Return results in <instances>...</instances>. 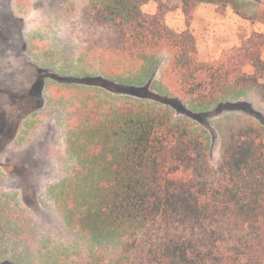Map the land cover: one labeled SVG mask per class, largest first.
Here are the masks:
<instances>
[{
    "label": "trees",
    "instance_id": "obj_1",
    "mask_svg": "<svg viewBox=\"0 0 264 264\" xmlns=\"http://www.w3.org/2000/svg\"><path fill=\"white\" fill-rule=\"evenodd\" d=\"M145 1L84 0V9L88 20L111 31L109 43L127 60L168 52L167 70L195 108L225 94L240 102L253 89L264 98V33L217 59L197 61L193 32L174 30L160 12H145ZM199 1L183 0L187 24ZM257 18L264 23V11ZM182 105L180 112L198 119L200 112ZM80 132L75 153L85 172H74L71 189L56 193L57 206L64 210L68 202L60 199L71 198L93 222L121 229L125 264H264L260 125L229 126L216 165L208 137L165 107L128 102L89 119ZM54 185L63 186L64 178Z\"/></svg>",
    "mask_w": 264,
    "mask_h": 264
},
{
    "label": "rangeland",
    "instance_id": "obj_2",
    "mask_svg": "<svg viewBox=\"0 0 264 264\" xmlns=\"http://www.w3.org/2000/svg\"><path fill=\"white\" fill-rule=\"evenodd\" d=\"M7 5V0H0V46L9 55L14 46L22 45V40L14 36L15 23L21 21L24 28L28 21L17 16V5L11 6L13 13ZM53 6V22L61 25L64 14L65 34L73 36L76 31L77 37L73 36L68 46L65 36L64 59L58 61L64 68L53 69L61 75L60 80L48 78L46 105L34 117L33 124L48 120L46 126L33 131L38 132V148L35 143L23 149L3 148L2 135L6 141L9 131L7 118L14 113L9 106L8 110L0 107V174L15 172L5 180L0 175V264H125L121 229L93 222L85 212L78 211L71 198L60 199L68 202L64 210L56 203L61 187L71 189L72 174L85 172L83 164H77L76 154L84 123L110 115L128 102L165 107L176 118L188 119L193 128L208 137L210 161L216 165L229 126L239 122L260 125L264 140V98L253 89L240 102L225 94L208 108H195L178 91L173 74L167 70L168 52L155 50L145 59L127 60L109 43L111 31L88 20L85 9L81 13V0H53ZM142 8L148 13L153 9L160 12L176 31H192L197 61L217 59L256 32L264 33V23L257 18L264 11V0H227L221 4L201 0L190 24L183 12V0H146ZM1 55L0 52V106L8 102L16 88L24 90L16 87L2 69ZM76 66L81 70L77 71ZM182 101L200 112L198 119L180 112ZM20 104L18 110H25L29 102ZM31 138L25 143L34 140ZM57 178H64L63 186L54 185ZM48 185L53 190L51 200L40 195ZM77 188L79 198V185Z\"/></svg>",
    "mask_w": 264,
    "mask_h": 264
},
{
    "label": "crops",
    "instance_id": "obj_3",
    "mask_svg": "<svg viewBox=\"0 0 264 264\" xmlns=\"http://www.w3.org/2000/svg\"><path fill=\"white\" fill-rule=\"evenodd\" d=\"M7 6L11 13V6H18L17 12L20 17L26 18L28 23L25 24L22 31L19 29V25L15 23L14 36L20 40H22V45H27L26 52L23 53V57L16 58L15 60V70H14V81L16 87H21L24 84V90L21 91L16 88V106L14 114L10 116V119L7 118V128L8 134L6 140H9V144L6 148L12 147L17 149L28 148L31 146V143H35L34 147L38 148V144L36 140L38 139V132L36 131L33 134L34 130L38 129V126L41 128L47 125L48 120L41 121L40 124H33L34 117H36L38 112L42 110V108L35 111H28L27 113H21V110H18L20 107V102H31L36 98L35 91L36 86L40 82L39 72L38 70H47L48 76L44 78L42 81L44 87L41 90V100L43 101V106L46 105V91L48 87V78L60 80L61 76L57 71H54V68L62 69L63 65L58 64L59 62H63L64 59V45H65V36L67 37V44L71 46L73 36L77 37V32L73 31L68 34L64 32L63 24L65 21V16L63 14L61 25L57 22H53V13L54 6L53 0H7ZM84 10V0H81V13L83 14ZM199 10H202L199 9ZM198 10V12H199ZM204 10V7H203ZM150 13H156V10H152ZM80 17H82L80 15ZM172 28V27H171ZM18 46V45H17ZM52 53V54H51ZM28 54V55H27ZM48 54L51 55V58H48ZM27 55V60H26ZM59 57V58H58ZM54 58V59H53ZM22 61H27L31 63V66L26 67L23 65ZM34 67V69H33ZM101 67V66H100ZM78 70H81L80 67H75ZM33 93V94H32ZM24 94H30L31 96L24 97ZM41 113V112H40ZM9 117V116H8ZM44 117V116H41ZM37 121V120H36ZM19 126L15 137L10 138L12 129L16 126ZM33 125V126H32ZM33 128V129H32ZM37 128V129H36ZM31 139L33 141L29 143H25L27 139ZM1 140L3 141V135ZM11 141V142H10ZM33 145V144H32ZM3 176L2 180H5L9 177L15 175V173H6L0 174ZM7 176V177H6ZM60 178H57L58 181ZM55 181V182H56ZM52 189L51 186H47L40 195L51 200L52 197ZM44 193V194H43ZM30 205V203H28ZM31 206V205H30Z\"/></svg>",
    "mask_w": 264,
    "mask_h": 264
},
{
    "label": "flooded vegetation",
    "instance_id": "obj_4",
    "mask_svg": "<svg viewBox=\"0 0 264 264\" xmlns=\"http://www.w3.org/2000/svg\"><path fill=\"white\" fill-rule=\"evenodd\" d=\"M17 24L19 25V29L20 31L23 30V23H21V21L17 22ZM4 47L3 45L0 46V52L3 54L2 56V69H4L8 75H10V77L14 80V68L15 67H12V56L14 57V64H15V60L16 58H21L23 57V53L26 52L27 50V45L26 44H23V45H16V47L14 46V54H11L13 52H10V54L8 55V51L7 49L5 48H2ZM23 62V65L25 64V66H31V63L30 62H27V61H22ZM39 72V79H40V82L38 83V85L36 86V91H35V96L36 98H34L33 101L29 102L28 104V108H26L25 110H21V113H27L28 111H35V110H38L40 108L43 107V101L41 100V90L42 88L44 87V84H43V80L44 78H46L48 76L47 72L45 70H38ZM24 84L21 85L22 88H24ZM31 96L30 94H24V97L26 96ZM2 102V101H1ZM6 100L4 102H2V106L0 107H3V108H6L7 107V110H8V106H9V109L12 110V112L15 111V106H16V94L14 93L13 96L11 95L8 99V102L5 104ZM28 102V101H27ZM18 125L12 129V133H11V136L10 138H14L15 137V134L17 132V129H18ZM3 142V148H6L7 145L9 144V140H6V141H2ZM11 142V141H10ZM9 163V165L12 163V162H7ZM7 173H15V172H7Z\"/></svg>",
    "mask_w": 264,
    "mask_h": 264
}]
</instances>
